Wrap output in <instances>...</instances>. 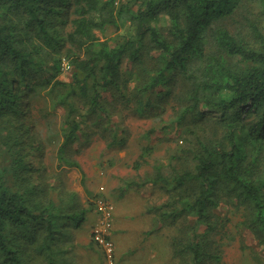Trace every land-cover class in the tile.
I'll return each instance as SVG.
<instances>
[{
    "label": "trees",
    "instance_id": "16d2710c",
    "mask_svg": "<svg viewBox=\"0 0 264 264\" xmlns=\"http://www.w3.org/2000/svg\"><path fill=\"white\" fill-rule=\"evenodd\" d=\"M260 1L259 18L248 21L246 34L220 25L209 40L212 25L232 15L239 0H0V120L20 119L26 92L39 74L55 72L64 50L74 74L71 82L59 79L51 87L61 104L79 93L90 108L105 111L104 92L118 91L145 113L161 87L164 93L180 87L175 121L197 137L194 166L174 169L171 176L158 167L156 176L145 180L171 189L172 197L159 208L161 222L195 216L194 224L182 226L173 240L179 264L222 263L211 234L221 225L214 208L224 202L240 212L239 223L264 246ZM123 23L129 29L122 39L112 42L96 34ZM68 24L71 29L65 30ZM211 41L214 47L208 48ZM126 61L136 79L127 94ZM173 80L176 87L169 85ZM211 112L220 114L211 117ZM10 125L0 132V146L22 144L19 150H26V124ZM69 126L63 146L78 129L74 121ZM40 146L34 141L26 155ZM35 171L40 167L24 159L14 168L0 167V264H72L64 258L70 246L60 245L62 229L68 220L78 224L83 210L68 212L65 203L41 197L46 192L29 181Z\"/></svg>",
    "mask_w": 264,
    "mask_h": 264
},
{
    "label": "rangeland",
    "instance_id": "374dc122",
    "mask_svg": "<svg viewBox=\"0 0 264 264\" xmlns=\"http://www.w3.org/2000/svg\"><path fill=\"white\" fill-rule=\"evenodd\" d=\"M261 7L260 0H239L232 15L212 25L209 40L220 25L236 34H246L248 21L258 20ZM161 21L168 24L166 17ZM70 29L68 24L65 30ZM128 29L129 23L108 25L96 34L114 42L122 39ZM210 47H214L213 41ZM62 57L55 72L39 74L38 81L26 92L22 106L25 113L20 119L15 123L6 117L0 120V132L5 125L25 123L28 138L26 150H19L22 144L0 146V167L14 168L22 159L33 163L40 171H35L29 181L43 188L46 193L41 197L65 203L68 212L83 210L84 217L78 224L68 220L62 229L60 245L70 246L64 258L72 264H103L106 259L92 236L99 215L96 199L100 196H107L114 205L115 264H179L181 256L175 255L173 240L181 234L182 226L194 224L195 216L184 214L175 221L171 217L161 222L159 208L172 197L171 189L161 182L145 180L155 177L158 167L171 176L174 169L194 166L192 149L197 137L189 127L175 121L180 87H176V80L170 81L169 85L176 88L169 93L161 87L159 95H154V106L145 113L135 110L133 101L118 91L104 92L105 111L90 108L79 93L70 97L67 105L61 104L51 87L55 80L71 82L74 74L73 68L64 66L68 60L65 50ZM131 67V62L126 61L122 69L126 94L136 83ZM218 114L211 112L209 116ZM73 121L78 125L76 135L63 146ZM34 141L41 146L26 155ZM14 182L23 184L20 179ZM214 213L221 225L211 238L219 244L216 246L222 255L221 264H264V246L239 223L240 212L224 202L214 208ZM200 230H205L203 224Z\"/></svg>",
    "mask_w": 264,
    "mask_h": 264
},
{
    "label": "built area",
    "instance_id": "2783aa9c",
    "mask_svg": "<svg viewBox=\"0 0 264 264\" xmlns=\"http://www.w3.org/2000/svg\"><path fill=\"white\" fill-rule=\"evenodd\" d=\"M66 69L70 68L67 60L64 61ZM104 188H102L103 190ZM97 212L99 213L92 228V236L95 242L102 248L106 259L103 264L116 263V244L113 237L114 231V205L107 200V196L96 199Z\"/></svg>",
    "mask_w": 264,
    "mask_h": 264
}]
</instances>
